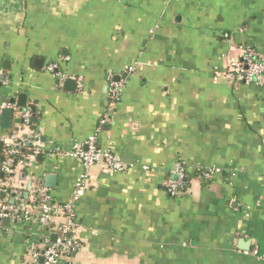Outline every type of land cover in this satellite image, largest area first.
Masks as SVG:
<instances>
[{
	"label": "crops",
	"instance_id": "obj_1",
	"mask_svg": "<svg viewBox=\"0 0 264 264\" xmlns=\"http://www.w3.org/2000/svg\"><path fill=\"white\" fill-rule=\"evenodd\" d=\"M244 48L264 60V0H0V103L14 100L13 118L32 110L0 134L39 149L0 168V198L31 201L52 174L45 187L65 202L82 166L54 149L96 134L127 167L91 168L73 262L264 264V79L223 75ZM181 162L187 187L171 196ZM204 167L220 172L205 180ZM44 236L33 216L2 221L0 264L22 263Z\"/></svg>",
	"mask_w": 264,
	"mask_h": 264
},
{
	"label": "built area",
	"instance_id": "obj_2",
	"mask_svg": "<svg viewBox=\"0 0 264 264\" xmlns=\"http://www.w3.org/2000/svg\"><path fill=\"white\" fill-rule=\"evenodd\" d=\"M48 69L55 71L56 75H61L55 63L50 64ZM223 75L226 78L233 77L234 75L246 84L262 81L264 79V60L258 59L252 49L244 48L240 60L231 59ZM123 86V80L110 81V104H114L119 100ZM4 107L16 109L14 102L0 103V109ZM20 117L24 125L28 126L32 117L31 107L22 109ZM0 142L5 147H8L9 154L19 153L21 145L24 144L21 140H15L3 134H0ZM38 150V148L34 147L32 154L37 153ZM54 150V153L57 155L78 160L82 166V171L76 178L68 200L62 203L55 201L48 188L43 185L37 186L33 190L31 201H36V193L40 196L36 204V210H32L25 203L13 205L9 204L6 199L0 198V221L6 219L14 222L22 218L29 219L32 216L34 217L37 212L39 213L38 215L36 214V221L39 225H45L53 220V217H60L62 219L59 223L55 224V227L51 231L52 234L57 235L55 240H51L41 252L33 248L30 251L29 258L20 264H78L71 260V255H74L80 246L76 235L75 209L80 198L87 191L91 183V168L99 165L102 172L111 174L124 171L127 167L117 155L98 145L96 134L89 135L82 142H75L68 150H60L58 148ZM32 154L24 155L16 164L24 165ZM10 162L11 160L3 161L0 168L7 173L13 172L14 169L10 165ZM218 172H220V169L216 167L201 168V176L205 179L211 178L213 174ZM165 185L171 196L179 194L184 187V169L180 164H178L175 177L167 179ZM43 239L47 241V236L45 235ZM39 257L43 258L41 263H39Z\"/></svg>",
	"mask_w": 264,
	"mask_h": 264
},
{
	"label": "trees",
	"instance_id": "obj_3",
	"mask_svg": "<svg viewBox=\"0 0 264 264\" xmlns=\"http://www.w3.org/2000/svg\"><path fill=\"white\" fill-rule=\"evenodd\" d=\"M255 53V55H256V57L258 58V59H262L259 55H258V53L255 51L254 52ZM33 149H34V147H33V145L31 144V143H24L23 145H21V147H20V152L19 153H17V154H9L8 153V147H3V149L1 148L0 149V165L2 164V162L3 161H8V160H11V162H10V165L11 166H14L16 163H17V161H19L20 159H22L23 157H24V155H27V154H32V152H33ZM182 167H183V169H184V187L183 188H186L187 187V183H188V176H187V173H186V168H185V164L184 163H179ZM5 173V172H4ZM195 173L198 175V176H200V177H202L201 176V168H198L196 171H195ZM5 175H7V174H5ZM203 178V177H202ZM205 179V178H204ZM206 180V179H205ZM1 192H0V197H1ZM36 195H37V199H36V201H28V202H25V201H27V199H22V197L21 198H15L16 200L14 201L15 202V204H18V203H25V204H27V205H29L30 206V208L32 209V210H36V204L38 203V200H39V198H40V196H39V194H37L36 193ZM13 196H15V195H13ZM2 198H3V196H2ZM9 199V198H8ZM8 199H6V201L9 203V201H8ZM37 212V211H36ZM38 213L39 212H37V213H35V215H34V219L36 220V214L38 215ZM3 220H1L0 221V223L2 222ZM55 222H53V220H51L50 222H48V223H46L45 225H40L41 226V229H42V231L45 233V235L47 236V241H44V239H43V242H42V247H37V248H34L36 251H39V252H41L42 251V249L45 247V246H47V244L48 243H50V241H51V235H52V233H51V231H52V229H53V227H55ZM67 256V255H66ZM72 256V255H71Z\"/></svg>",
	"mask_w": 264,
	"mask_h": 264
},
{
	"label": "water",
	"instance_id": "obj_4",
	"mask_svg": "<svg viewBox=\"0 0 264 264\" xmlns=\"http://www.w3.org/2000/svg\"><path fill=\"white\" fill-rule=\"evenodd\" d=\"M73 82H74L73 79L68 78L65 81L64 87H69V85L72 84ZM4 99L5 97L1 98V100H4ZM25 99H26L25 94H19V97L17 100L18 106L23 107L25 105ZM10 102H14V100L10 99ZM13 116H14L13 108L4 107L0 109V127L4 129H10L12 125V121L16 123L22 122L21 117L13 118ZM14 130H17V128H14ZM0 145H1V142H0ZM44 185L47 187H53L55 185V175L46 174L44 176ZM6 222L7 220L3 219V223H6ZM17 236H20V235L15 234V240H17ZM56 236H57L56 234H52V240H55ZM42 261H43V258L39 257V263H41Z\"/></svg>",
	"mask_w": 264,
	"mask_h": 264
}]
</instances>
